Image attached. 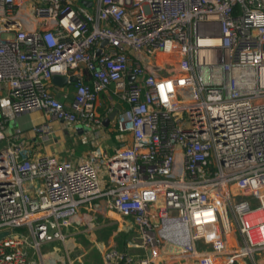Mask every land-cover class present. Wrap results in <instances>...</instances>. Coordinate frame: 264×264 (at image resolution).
Listing matches in <instances>:
<instances>
[{
	"label": "built area",
	"instance_id": "1",
	"mask_svg": "<svg viewBox=\"0 0 264 264\" xmlns=\"http://www.w3.org/2000/svg\"><path fill=\"white\" fill-rule=\"evenodd\" d=\"M87 1L0 0V264H73L55 253L99 199L136 229L102 264H264V0ZM56 74L80 77L69 106ZM108 89L132 135L110 156L75 163L7 131L38 110L44 141L55 120L102 126Z\"/></svg>",
	"mask_w": 264,
	"mask_h": 264
},
{
	"label": "crops",
	"instance_id": "2",
	"mask_svg": "<svg viewBox=\"0 0 264 264\" xmlns=\"http://www.w3.org/2000/svg\"><path fill=\"white\" fill-rule=\"evenodd\" d=\"M78 73L81 74V79L86 80L90 78V72L86 68H80ZM52 89L58 94V96L63 98L68 106L70 105L73 98V83L67 84L65 86L53 85ZM64 92H68L69 98H64L62 96V93ZM116 100L117 99L112 94L111 89L105 90L99 95L97 110L101 115H105V120L108 119L107 124L104 123L102 126H92L83 122L67 123L64 121L55 120L53 123L55 131L51 138L45 141L43 138H41V136L37 135L32 130L34 125L46 121L47 117L44 111L38 110L32 112H23L12 120H14L15 128L19 127L23 130L22 138H26L31 142L35 152L55 155L58 158L79 163L87 160L89 156H91L97 150H100L106 155L110 156L115 153L116 150L131 145L132 135L129 133L120 132L117 129L116 113L114 112L111 115H106L107 108L113 102H116ZM119 106L124 107L126 106V103H123ZM7 131L8 133H12L13 130L8 129ZM102 166H104V164H100L99 169H102ZM104 173L106 174L105 167ZM106 181L107 180L103 179L102 183L106 184ZM98 202V223L93 224L92 222H89V228L91 223L94 225V228L89 232L84 231V226L80 225L78 232L69 237L65 245L59 244L61 247V254H64L66 251H68L69 255L75 258V261L81 260L84 255H87L91 259L89 264H102V254L106 247L111 244H117L122 247L127 245V240L134 233V231H136V229L133 227L132 219H126L123 225L118 226V222H115L114 220L111 221L113 217L118 216H111L115 213L111 214L114 210L107 207L106 199H99ZM116 214L119 213L116 212ZM81 215L82 214L79 216L81 217ZM84 223L86 224V222ZM112 226L113 229L109 235L101 236L105 229ZM119 229L120 232L125 236V239H119L118 241H115L112 234L117 233ZM131 250L137 251L138 249L132 248ZM55 256H58L57 252L55 253ZM79 256L81 257L78 258ZM75 261L73 264H75ZM262 262L264 263V257L262 258ZM172 264H186V262Z\"/></svg>",
	"mask_w": 264,
	"mask_h": 264
},
{
	"label": "rangeland",
	"instance_id": "3",
	"mask_svg": "<svg viewBox=\"0 0 264 264\" xmlns=\"http://www.w3.org/2000/svg\"><path fill=\"white\" fill-rule=\"evenodd\" d=\"M82 2H83V0H76L75 6L81 5ZM7 127H8V129L14 130L15 129L14 120H11L10 122H8L7 123ZM1 146H2V143H0V147ZM101 168L102 169L98 170L99 171V177H100L101 180H103V179L107 180L108 178H107L106 174L104 173V166H102ZM114 211L111 214H113V213H115V214L111 215V216H118V217H113L111 221L114 220L115 222H118V226L123 225L125 223L126 219H128V218H124L122 215L116 214V211L115 212ZM112 229H113V226L110 227V228L105 229L103 231V233L101 234V236L102 235L103 236L109 235V233H111ZM112 235L114 236V240L115 241H118L119 239H121V240L125 239V236L120 232V229H119V231L117 233H114ZM101 236H99V237H101ZM199 246H201L200 243H199ZM54 247H55V245L42 246V251H43V253L45 255H49L50 253H52ZM60 252H61L60 250L57 251L58 256L61 255L62 252L61 253ZM137 252H141V250H137ZM90 261H91V259L87 255H84L81 260L75 261V264H89ZM57 264H62V263H57Z\"/></svg>",
	"mask_w": 264,
	"mask_h": 264
},
{
	"label": "water",
	"instance_id": "4",
	"mask_svg": "<svg viewBox=\"0 0 264 264\" xmlns=\"http://www.w3.org/2000/svg\"><path fill=\"white\" fill-rule=\"evenodd\" d=\"M83 2L86 4V5H90L91 2L90 1H87V0H83ZM106 40H104L102 42V45H105L106 44ZM52 81L54 83V85H57V86H65L67 84H69V82H79L80 81V78L78 77H75V76H72V77H68V76H65V75H59V74H56L53 76L52 78ZM108 122V119H106L104 121L105 124H107ZM7 232H2L0 233V238L5 235Z\"/></svg>",
	"mask_w": 264,
	"mask_h": 264
}]
</instances>
